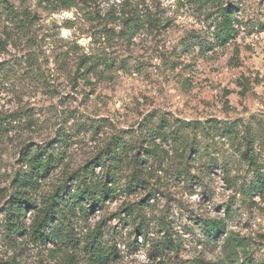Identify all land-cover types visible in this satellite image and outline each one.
I'll use <instances>...</instances> for the list:
<instances>
[{
  "label": "rangeland",
  "instance_id": "374dc122",
  "mask_svg": "<svg viewBox=\"0 0 264 264\" xmlns=\"http://www.w3.org/2000/svg\"><path fill=\"white\" fill-rule=\"evenodd\" d=\"M0 113V261L264 264V0H0Z\"/></svg>",
  "mask_w": 264,
  "mask_h": 264
},
{
  "label": "trees",
  "instance_id": "16d2710c",
  "mask_svg": "<svg viewBox=\"0 0 264 264\" xmlns=\"http://www.w3.org/2000/svg\"><path fill=\"white\" fill-rule=\"evenodd\" d=\"M12 114L3 115L0 113V131L6 132L12 126L16 120L15 117L11 118ZM24 162L30 167V170L24 171L23 173H18L13 179L14 191L12 192L9 202L6 209V216L8 218V225L12 231H20L19 226L15 219H19L23 215V211L26 207H32V202L24 192L28 189L33 188L38 185V179L47 173L50 169H53L57 166V163L60 162V159L57 163L53 164L52 158L49 156L47 158L43 157V154H38L37 156H30L29 158L24 157ZM62 189L58 190L60 193ZM59 195V194H56ZM36 216L30 228H32V233L39 239H47L48 235L44 234V230L49 224L54 212L52 204L48 203L46 206L39 207L36 209ZM222 230V226L218 222L211 223L205 233L209 237L215 238L216 235ZM54 234H50L49 237H53ZM0 264H12L7 261H0Z\"/></svg>",
  "mask_w": 264,
  "mask_h": 264
}]
</instances>
